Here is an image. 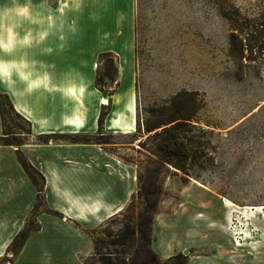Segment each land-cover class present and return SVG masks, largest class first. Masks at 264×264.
Listing matches in <instances>:
<instances>
[{
  "label": "rangeland",
  "instance_id": "374dc122",
  "mask_svg": "<svg viewBox=\"0 0 264 264\" xmlns=\"http://www.w3.org/2000/svg\"><path fill=\"white\" fill-rule=\"evenodd\" d=\"M27 3L37 9L41 27H34L33 18L20 19L22 41L15 54L23 60L22 70L32 58L30 31L63 28L71 45L91 44L95 31L102 47L95 82L102 80L98 89L110 95L121 90V83L118 57L108 49L124 36L131 42L135 132L114 134L102 127L94 141L110 144L109 153L135 167L138 187L132 209L126 206L91 230L96 250L87 264H102L103 256L121 252L112 242L125 235L127 242L132 239L126 226L136 227L144 206H154V216L173 209L186 185L209 190L234 209L225 239L236 247L253 241L264 245V0H0V27L13 23L12 9ZM0 100L10 139L29 141V126ZM181 115L191 119L171 122ZM169 134L187 142L185 173L173 165V157L169 164L162 161ZM30 225L36 227L33 215ZM135 239L127 258L137 252L143 264L145 240L138 232ZM9 253L0 264H11Z\"/></svg>",
  "mask_w": 264,
  "mask_h": 264
},
{
  "label": "crops",
  "instance_id": "0c3cea01",
  "mask_svg": "<svg viewBox=\"0 0 264 264\" xmlns=\"http://www.w3.org/2000/svg\"><path fill=\"white\" fill-rule=\"evenodd\" d=\"M36 10L32 3L14 7L9 15L14 22L0 27V93L9 97L32 129L25 144L5 145L0 116V258L10 254L11 244L33 215L37 227L29 231L19 252L12 253L11 264H86L94 252L91 230L128 206L138 187L135 167L109 153L110 144L94 141L102 127L114 134L135 132L133 76L128 71L131 42L124 36L108 49L118 57L121 83V90L110 95L95 86L97 56L102 52L97 43L101 33L95 31L94 42L76 45L63 28L30 31L32 58L28 64L24 61L28 67L22 70L23 60L15 54L22 41L17 30L20 19L27 18L41 27ZM69 59L75 63L69 65ZM103 99L108 104H102ZM48 134L80 141L38 143L39 136ZM19 152L45 180L42 207L37 206L38 190L23 169ZM179 198L175 208L160 209L153 219L151 248L162 262L182 253L187 264H264L260 242L236 247L225 239L234 211L226 201L192 185L183 187ZM202 249L211 251L200 254Z\"/></svg>",
  "mask_w": 264,
  "mask_h": 264
},
{
  "label": "trees",
  "instance_id": "16d2710c",
  "mask_svg": "<svg viewBox=\"0 0 264 264\" xmlns=\"http://www.w3.org/2000/svg\"><path fill=\"white\" fill-rule=\"evenodd\" d=\"M263 37H264V31H263ZM105 54L102 55L104 57ZM101 81L96 80L95 85L96 87L101 86ZM4 98L7 101V105L9 109L19 118H21L23 121L26 122V124L29 126L28 132H25V137L29 136L31 137L32 135V129H31V124L27 120H25L21 115H19L9 97L5 94L0 93V99ZM5 115H6V110L5 107L2 105L1 100H0V116L2 119L3 123V134L4 136L2 137L1 141L5 145H10V146H20L25 144L27 141H18L16 139H10L11 133L6 130V120H5ZM191 119L190 115H181L171 122L174 121H189ZM101 122V120H100ZM183 123V122H180ZM169 133V132H167ZM168 140L166 141L165 148H164V153L165 156L162 157V161L164 163H171L170 162V157H173L176 159V163L173 165L181 172L185 173L186 172V162L188 160V157L190 156V152L188 149L187 142L184 139H180L176 135H167ZM51 140H65V141H71V142H77L80 141L77 138H72L70 136L66 135H61V134H48V135H41L37 138L38 143H48ZM87 142L88 140L85 139ZM18 158L19 161L27 173V175L30 177L34 185L37 187L38 190V201H37V206H39L42 203V194H43V188H44V178L41 175V173L36 170L24 157V155L19 152L18 153ZM42 181V183H40ZM132 201L129 203V205L126 207V210L132 209ZM153 208L154 206H151L149 204H146L143 208V212L139 214V223L136 225V227L133 226H126V234L128 236H131L132 239L127 242V236L125 235V238H118L116 241L112 242V245L117 249L118 247H122L123 250L121 252H116L115 253H109L108 255L103 256L101 259L102 264H138V257L139 254L137 252H134L132 257L127 258V255L130 254L128 251V248H133L136 242V234L137 232L139 233L140 237L145 240V247H146V253H147V260L143 264H187V257L184 256L182 253H179L168 260L162 262L159 257L154 253V251L151 248V243H152V224H153ZM49 211V210H48ZM50 213H52L55 216L61 217V214L58 212H54L50 210ZM37 227V226H36ZM33 225H30L29 228H25L13 241L10 247V251L15 255L19 252L21 247L23 246L25 239L29 233V231H32L36 228ZM94 250H96V242H94ZM123 255V256H122ZM122 256V258H121ZM12 263V262H11ZM87 264V263H86Z\"/></svg>",
  "mask_w": 264,
  "mask_h": 264
},
{
  "label": "bare ground",
  "instance_id": "6f19581e",
  "mask_svg": "<svg viewBox=\"0 0 264 264\" xmlns=\"http://www.w3.org/2000/svg\"><path fill=\"white\" fill-rule=\"evenodd\" d=\"M102 104H108V101L106 99H103V101L101 102ZM240 243V242H239ZM238 243V244H239Z\"/></svg>",
  "mask_w": 264,
  "mask_h": 264
},
{
  "label": "water",
  "instance_id": "95a60500",
  "mask_svg": "<svg viewBox=\"0 0 264 264\" xmlns=\"http://www.w3.org/2000/svg\"><path fill=\"white\" fill-rule=\"evenodd\" d=\"M185 254H187V252H185Z\"/></svg>",
  "mask_w": 264,
  "mask_h": 264
}]
</instances>
